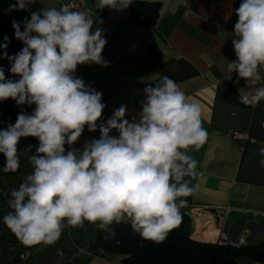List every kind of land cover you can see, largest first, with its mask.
I'll list each match as a JSON object with an SVG mask.
<instances>
[{
  "label": "clouds",
  "instance_id": "9594fccd",
  "mask_svg": "<svg viewBox=\"0 0 264 264\" xmlns=\"http://www.w3.org/2000/svg\"><path fill=\"white\" fill-rule=\"evenodd\" d=\"M34 2L17 0L9 10L29 11ZM132 3L97 0L96 7L123 11ZM236 16L231 34L236 59L224 60L227 72L237 74L235 82L247 83L239 90L240 103L254 107L264 101V0H242ZM99 23L70 4L31 12L24 31L20 22L12 23L24 47L12 56L3 54L19 79H6L0 67V101L35 108L0 129L2 171L19 170L22 138H37L39 146L29 157L32 173L10 192L3 223L25 246L53 245L66 228H83L85 222L110 236H115L112 225L130 224L143 240L160 244L180 225L186 198L199 189L191 185L197 161L188 153L198 150L208 133L201 106L189 101L173 79L148 83L138 119L130 122L127 106L121 105L101 122L102 93L74 75L80 65L109 66L102 55L103 30H93ZM4 41L0 47L6 49L8 37ZM85 128H99L101 135L81 151L72 146ZM113 130L118 135H111Z\"/></svg>",
  "mask_w": 264,
  "mask_h": 264
},
{
  "label": "crops",
  "instance_id": "0c3cea01",
  "mask_svg": "<svg viewBox=\"0 0 264 264\" xmlns=\"http://www.w3.org/2000/svg\"><path fill=\"white\" fill-rule=\"evenodd\" d=\"M69 1L39 0L29 11L19 14L30 17L31 12L46 5L59 7ZM148 1L159 2L153 24L132 22L130 6L123 11L108 9L102 14L94 0H83L76 11L102 20L93 25V30H103L107 44L102 55L109 66L80 65L74 75L102 93L106 107L101 122H106L121 105L127 106L126 118L130 122L133 117L138 119L149 82L155 85L168 76L178 83L188 100L201 106L202 126L208 133L205 143L188 153L197 161L198 176L191 179V185H199L181 209L188 218L190 237L215 242L222 232L233 243L264 239V217L260 215L264 212V156L260 154L264 149V101L254 107L240 103L239 90L246 89L247 83L244 79L236 83L237 74L227 72L224 60L236 59L231 34L242 0ZM230 75L231 79H226ZM34 108L35 105H20L12 124L21 111L31 114ZM235 131L246 132L248 139H235ZM100 135L99 128L95 132L85 128L72 147L82 151L87 142ZM111 135L118 133L113 130ZM38 146L34 137L20 140V168L16 172H3L5 158L0 159V183L6 192L18 188L32 173L29 157L36 154ZM9 177H13L14 185L6 184ZM216 207H229L231 212L225 218L219 217L213 212ZM252 222L255 224L249 228L247 224ZM6 231L8 239L1 243L3 260L8 263L17 264L14 256L24 253L21 264H123L120 254L93 252L90 245L99 229L88 222L83 228H66L50 246H25L8 228ZM259 233L255 239L253 235ZM258 263L264 264V260Z\"/></svg>",
  "mask_w": 264,
  "mask_h": 264
},
{
  "label": "trees",
  "instance_id": "16d2710c",
  "mask_svg": "<svg viewBox=\"0 0 264 264\" xmlns=\"http://www.w3.org/2000/svg\"><path fill=\"white\" fill-rule=\"evenodd\" d=\"M94 2L96 7L97 0ZM107 10L102 9V14ZM129 10L132 22L153 24L158 16L159 2L135 0ZM5 36L8 37V46L6 49L0 47V67H3L6 79L16 80L19 77L10 72L11 65L3 54L6 51L9 56L15 55L24 44L9 32L6 18L0 14V45L5 43ZM19 106L12 99L0 101V129L12 124ZM2 158L5 157L0 154ZM10 192H6L0 183V198ZM111 227L115 236L99 230L90 248L97 253L120 254L123 264H252L264 260V239L239 246H220L216 242L198 241L190 237L188 218L184 214L180 225L160 244L143 240L130 224H114ZM10 239L13 240V237L10 236Z\"/></svg>",
  "mask_w": 264,
  "mask_h": 264
},
{
  "label": "built area",
  "instance_id": "2783aa9c",
  "mask_svg": "<svg viewBox=\"0 0 264 264\" xmlns=\"http://www.w3.org/2000/svg\"><path fill=\"white\" fill-rule=\"evenodd\" d=\"M17 0H0V14L4 16L7 20L8 30L9 32L15 36V29L12 26L13 21L20 22V30L24 31V24L26 18L30 19L28 16L20 15L19 12L23 10H9L11 5L16 4ZM39 2V0H36V2L28 5V8H32L34 5H36ZM62 4H70L72 6L73 10H77L80 8V6L83 4V0H71L66 3ZM233 137L238 140H247L248 135L244 131H235L233 133ZM10 199V193L6 194V197L0 198V211L3 210V208L6 210V214L10 211V208L8 206V200ZM200 208V207H197ZM213 212L216 216L225 218L230 212L231 209L229 207H216L213 209ZM260 215L264 217V212H261ZM218 245L220 246H239L245 243L244 240H241L238 243L231 242L222 232L219 233L216 241ZM25 254L24 253H17L16 259L18 261L17 264H21L25 260ZM0 264H10L6 261H1ZM254 264H259L258 262H254Z\"/></svg>",
  "mask_w": 264,
  "mask_h": 264
},
{
  "label": "rangeland",
  "instance_id": "374dc122",
  "mask_svg": "<svg viewBox=\"0 0 264 264\" xmlns=\"http://www.w3.org/2000/svg\"><path fill=\"white\" fill-rule=\"evenodd\" d=\"M8 179H6V184L14 185V179H13V177H9ZM4 215H6V210L3 208V210L0 211V260L1 261H5V260H3V258H4V254L3 253L4 252L2 253V243L1 242L2 241L4 242L5 238L8 239V236H9L8 233H5V232H7L6 231L7 230V227L3 223V217H4ZM4 234L6 235V237H5Z\"/></svg>",
  "mask_w": 264,
  "mask_h": 264
},
{
  "label": "water",
  "instance_id": "95a60500",
  "mask_svg": "<svg viewBox=\"0 0 264 264\" xmlns=\"http://www.w3.org/2000/svg\"><path fill=\"white\" fill-rule=\"evenodd\" d=\"M254 224H255V223H253V222H252V223H248L247 226L250 228V227L253 226ZM249 228H248V231H249V233H251V230H250ZM259 228H260V230H262V227H261V226H260ZM260 233H261V231H260ZM260 233H259L258 235H256V236L253 235V237H254L255 239H257L258 236H260Z\"/></svg>",
  "mask_w": 264,
  "mask_h": 264
}]
</instances>
